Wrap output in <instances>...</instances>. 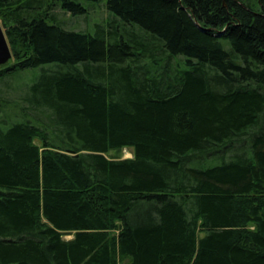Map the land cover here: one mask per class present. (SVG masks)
Listing matches in <instances>:
<instances>
[{
    "label": "trees",
    "instance_id": "obj_1",
    "mask_svg": "<svg viewBox=\"0 0 264 264\" xmlns=\"http://www.w3.org/2000/svg\"><path fill=\"white\" fill-rule=\"evenodd\" d=\"M100 1L0 0V264H264V0Z\"/></svg>",
    "mask_w": 264,
    "mask_h": 264
},
{
    "label": "rangeland",
    "instance_id": "obj_2",
    "mask_svg": "<svg viewBox=\"0 0 264 264\" xmlns=\"http://www.w3.org/2000/svg\"><path fill=\"white\" fill-rule=\"evenodd\" d=\"M89 5L86 15L73 16L71 14L61 13L60 10H57V16L62 22L63 28L68 31L88 32L95 35L97 27L106 23L112 16L106 8V0H101L99 3L95 2L92 6L91 4ZM172 62L173 67L171 71L175 70V59L172 60ZM50 66L52 65H47L45 67L48 69ZM42 68L26 70L13 78L0 82V96L7 97L10 100H18L24 95H31L34 85L39 84L41 81L44 73ZM120 155L123 159L133 157L132 151L129 149H124ZM72 238V235H66L64 237L66 240H71Z\"/></svg>",
    "mask_w": 264,
    "mask_h": 264
},
{
    "label": "water",
    "instance_id": "obj_3",
    "mask_svg": "<svg viewBox=\"0 0 264 264\" xmlns=\"http://www.w3.org/2000/svg\"><path fill=\"white\" fill-rule=\"evenodd\" d=\"M13 58L6 33L0 23V67L7 65Z\"/></svg>",
    "mask_w": 264,
    "mask_h": 264
}]
</instances>
